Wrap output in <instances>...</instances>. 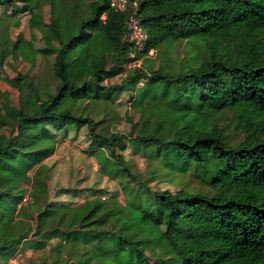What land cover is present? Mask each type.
<instances>
[{
	"label": "trees",
	"instance_id": "obj_1",
	"mask_svg": "<svg viewBox=\"0 0 264 264\" xmlns=\"http://www.w3.org/2000/svg\"><path fill=\"white\" fill-rule=\"evenodd\" d=\"M135 1L117 11L109 0H0V24L12 2L46 4L48 21L36 29L57 45L52 92L41 97L36 84L23 92L21 75L10 79L19 90L0 145V264L17 247L42 249L41 233L54 239L48 264H149L143 246L166 247L178 264H264V0ZM129 14L146 35L138 51L123 39ZM137 60L123 80L102 83ZM122 91L151 113L146 133L93 132L90 103ZM223 111L233 115L230 133L215 121ZM79 126L122 202L102 189L74 204L49 198L43 160L56 133ZM126 138L131 153L157 160L150 176L130 171L118 153ZM172 172L212 193L149 187Z\"/></svg>",
	"mask_w": 264,
	"mask_h": 264
},
{
	"label": "rangeland",
	"instance_id": "obj_2",
	"mask_svg": "<svg viewBox=\"0 0 264 264\" xmlns=\"http://www.w3.org/2000/svg\"><path fill=\"white\" fill-rule=\"evenodd\" d=\"M90 0H79V4H85ZM7 11L12 17L0 24V145L8 137L13 128L14 115L17 108L18 90L25 92L36 84L41 97L52 92L54 79L50 71L53 54L57 50L54 41L42 36L37 26L48 21V6L42 4L39 9H32L21 3L12 2ZM0 8V12H1ZM182 43L176 42L173 46L179 51ZM179 53L177 56H180ZM154 63L156 59L153 52L148 55ZM176 56V53H174ZM142 60V59H140ZM123 62V70L109 79H103L102 83H118L125 77L126 67L138 64ZM16 73L21 75L19 89L13 86L10 79ZM74 81H80V70H77ZM88 111L95 122L92 131L100 135L118 133L132 137L144 135L148 126L151 113L141 106H133L129 99V92L122 91L115 95L113 101H93L88 106ZM233 115L223 111L215 116L218 124L227 126L230 133ZM88 128L79 126L69 129L64 134H55L53 151L43 161L47 166V191L49 198L65 204L80 202L89 196L90 191L102 189L115 193L116 198L122 202V194L116 179L102 175L97 169L94 157L87 154L90 149ZM125 149L121 153L130 171H135L141 176L148 177L154 170L156 159H146L145 153H131L132 143L126 138ZM94 141L92 144H95ZM107 153V152H106ZM151 189H167L174 191L185 187L198 193L210 195L212 191L194 177L187 173L172 172L163 180L148 182ZM25 197L22 198V202ZM38 238L44 241L42 249H27L17 247L14 253L7 258L5 264H48L52 257L47 249L54 239L41 233ZM146 260L149 264H178L173 253L166 247L152 248L143 246Z\"/></svg>",
	"mask_w": 264,
	"mask_h": 264
},
{
	"label": "built area",
	"instance_id": "obj_3",
	"mask_svg": "<svg viewBox=\"0 0 264 264\" xmlns=\"http://www.w3.org/2000/svg\"><path fill=\"white\" fill-rule=\"evenodd\" d=\"M109 5L117 11L125 10L127 7L135 8V0H109ZM102 17V16H101ZM145 32L139 22V18L134 14H129L124 21V41L128 42L133 50H141L145 41ZM152 51L149 50L148 54Z\"/></svg>",
	"mask_w": 264,
	"mask_h": 264
}]
</instances>
